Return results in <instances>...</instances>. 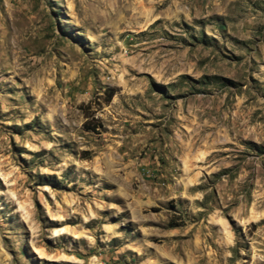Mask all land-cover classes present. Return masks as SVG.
Instances as JSON below:
<instances>
[{"label": "rangeland", "instance_id": "obj_1", "mask_svg": "<svg viewBox=\"0 0 264 264\" xmlns=\"http://www.w3.org/2000/svg\"><path fill=\"white\" fill-rule=\"evenodd\" d=\"M0 264H264V0H0Z\"/></svg>", "mask_w": 264, "mask_h": 264}, {"label": "trees", "instance_id": "obj_2", "mask_svg": "<svg viewBox=\"0 0 264 264\" xmlns=\"http://www.w3.org/2000/svg\"><path fill=\"white\" fill-rule=\"evenodd\" d=\"M112 97H113V94H110L109 95V99L106 101V104H108L110 102V100H111ZM98 127H99V125H98ZM96 128L97 127L95 125H93L92 123H85V129L86 130L95 131Z\"/></svg>", "mask_w": 264, "mask_h": 264}]
</instances>
